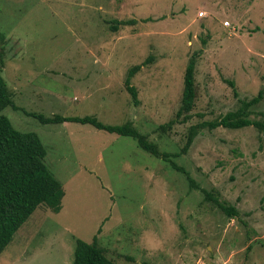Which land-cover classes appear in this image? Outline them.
I'll list each match as a JSON object with an SVG mask.
<instances>
[{"label":"rangeland","instance_id":"1","mask_svg":"<svg viewBox=\"0 0 264 264\" xmlns=\"http://www.w3.org/2000/svg\"><path fill=\"white\" fill-rule=\"evenodd\" d=\"M112 19L134 23L112 30ZM197 51L190 118L163 131ZM0 52L15 105L45 116L131 121L160 152L179 155L191 125L219 119L264 87V0H0ZM141 63L131 79L134 106L124 79ZM1 113L40 137L64 196L60 211L32 213L0 264H71L75 239L94 235L115 264H264V131L201 128L172 157L237 210L230 216L131 137L44 124L11 106ZM250 117L264 119V95Z\"/></svg>","mask_w":264,"mask_h":264},{"label":"trees","instance_id":"2","mask_svg":"<svg viewBox=\"0 0 264 264\" xmlns=\"http://www.w3.org/2000/svg\"><path fill=\"white\" fill-rule=\"evenodd\" d=\"M111 21L113 22L111 26L112 30H116L119 25L134 23V19H112ZM199 54L200 51L194 52L188 60L183 75L180 106L173 119L160 125L163 131L171 128L176 122H185L190 118V111L194 106L196 94L195 70ZM143 64H135L129 67L124 79L125 89L129 93L134 106L138 105L139 99L137 89L131 83V79ZM3 65L4 56L0 52V255L35 210L41 206H45L51 212H58L62 208L64 196L62 184L51 173L44 162L46 148L40 137L35 132H22L14 128L9 118L1 113L7 106H11L15 110H22L25 114L37 118L44 124L76 122L89 124L110 133L131 137L135 140L138 147L155 157L170 162V165L175 170L186 176L191 187L204 192L206 198H210L215 202L222 211L230 216L237 214V210L233 206L219 201L218 198L214 197L206 189L199 187L190 173L185 168L177 165L172 157L185 153L201 128L214 129L222 126L224 128L237 129L254 126L264 131V119H252L250 117L254 112V107L263 98L264 87L255 96L249 99H241L237 109L228 111L219 119L202 121L196 125H191L181 152L179 155H171L167 152H160L157 145L150 141L144 133L140 132L131 121H125L121 124H106L93 115L67 116L54 114L52 116H45L41 113L26 111L15 105L12 98L14 92L8 87L2 76ZM226 82L233 88L234 94L237 95L233 81L226 80ZM105 253V249L98 243L96 235L89 242L76 238L71 264H115ZM141 264L150 263L143 261Z\"/></svg>","mask_w":264,"mask_h":264},{"label":"built area","instance_id":"3","mask_svg":"<svg viewBox=\"0 0 264 264\" xmlns=\"http://www.w3.org/2000/svg\"><path fill=\"white\" fill-rule=\"evenodd\" d=\"M199 15H200V16L203 15V12H200ZM223 25H225V26H229L230 23H229V21L224 20V21H223Z\"/></svg>","mask_w":264,"mask_h":264}]
</instances>
